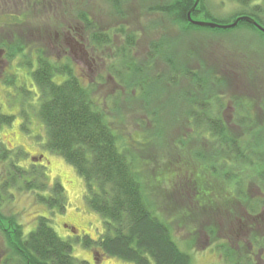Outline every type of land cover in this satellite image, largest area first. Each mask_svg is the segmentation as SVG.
<instances>
[{
	"label": "rangeland",
	"instance_id": "rangeland-1",
	"mask_svg": "<svg viewBox=\"0 0 264 264\" xmlns=\"http://www.w3.org/2000/svg\"><path fill=\"white\" fill-rule=\"evenodd\" d=\"M168 1L171 0H122L115 8L108 0H47L48 7L44 8L43 0H33L36 5L33 3L27 9L26 28L17 27L21 34L16 40L22 45L38 43L41 49V33L35 31L40 28L39 23L45 21L48 42H44V56L53 63H59L57 58L60 56L62 61L59 64H68L80 84L89 88L94 106L104 113L118 132L120 148L131 150L128 156H133L134 169L143 185L146 200L157 214L151 210L166 221L179 249L190 255L193 264H264V250H261L264 212L243 216L244 210L238 209L234 202L242 201L245 208L260 197L256 175L250 168L234 164L233 154H224V178L231 180L233 175L240 174L242 193L234 200L232 184L226 183L230 190L227 193L221 188L218 171L210 173L207 170L210 164L204 166L201 163V168L196 163L207 175L204 176L206 181L209 180L207 191L199 185L198 202L222 211L225 202L231 203L225 207V214L216 212L205 218L202 209L199 208V216L190 203L192 190L186 187V169L192 166L189 161L206 156L203 153L207 147L218 150V140L207 135L205 127L202 128L203 135L207 138L200 137L201 128L187 123L184 118L193 109L185 95H191L197 86L181 75L182 72L209 73L211 79L207 85L219 98L211 110L217 115L220 111L224 114L226 139L240 140L241 137L247 141L248 135L264 124L261 110L264 108V41L243 29L193 31L183 43H173L168 53L170 62H166L154 53L152 47L162 38H179L181 29L150 8ZM258 1L264 0H255V3ZM206 3L218 18L226 17L239 7L232 0H207ZM20 4L17 2V10L24 9ZM79 15L87 17L90 29L78 20ZM194 19L211 22L203 15ZM2 24L0 21V31ZM64 29H69L68 36L79 42L78 45L72 43L71 53H64L70 49L71 43L67 45V40L61 41V36L60 41L54 39L55 32L61 34ZM92 32L108 33L110 43H92L89 39ZM128 37H135L131 49H127ZM80 49L92 62L89 67L82 60ZM22 57L17 61L20 64L16 84L26 85L18 89V86L0 84V114L12 117L10 123L0 124V148L9 150L14 163L28 172L32 168L41 169L49 186L59 182L64 189L66 205L63 211L51 212L32 193L20 190L18 185L21 182L17 184L10 180L0 191L1 212L5 216L14 215L25 235L35 229L38 217L48 218L57 236L71 243V254L78 260L89 264H132L103 255L93 256L79 242L83 235L98 239L104 232V221L88 207L82 178L61 156L46 148V131L38 117L39 92L30 85V79L21 68L23 65L31 68L34 57L32 54ZM176 73H179L177 78ZM61 79L57 77L56 81ZM250 101L257 108L252 119L246 117L249 116L246 113L235 112L239 109L229 107L235 106V102L246 105ZM257 102H260V109ZM243 121L253 124L241 125ZM193 149L196 154L188 158L190 166L186 167L187 151ZM38 155L41 157L34 158ZM10 157L0 158L1 183L10 179ZM216 167L219 169L218 162ZM250 239H255L260 247L251 244ZM2 244L0 237V247ZM260 256L262 260H259Z\"/></svg>",
	"mask_w": 264,
	"mask_h": 264
},
{
	"label": "trees",
	"instance_id": "trees-1",
	"mask_svg": "<svg viewBox=\"0 0 264 264\" xmlns=\"http://www.w3.org/2000/svg\"><path fill=\"white\" fill-rule=\"evenodd\" d=\"M108 1L115 8H118L122 2V0ZM206 1L199 0L191 11L190 17L193 20L203 15L210 18L211 22L225 25L231 24L239 17H250L264 28V1H258L256 4L255 0H232L239 7L224 18L216 17L206 6ZM194 3L195 0H171L150 8L163 15L170 24L179 26L181 29L179 38H162L156 46L152 47L153 51H156L154 53L156 55L158 53L157 56L166 62H170L168 53L173 47V43H183L184 39L189 37V33L203 29L220 30L194 26L187 21V13L192 9ZM78 20L87 29H90V23L85 15H79ZM237 29L256 34L264 41V34L245 21H239L231 29L222 30L237 31ZM118 32L124 34L122 30ZM89 39L97 45L107 44L111 41L106 32H92ZM134 43L135 37H128L126 45L129 48L127 49H131ZM16 45L18 49L20 43L16 41ZM59 63H53L46 58L38 59V68L33 72L32 80L39 90L38 117L46 131V148L61 156L82 178L88 207L104 221V232L98 239L92 240L83 235L79 242L83 247L89 249L93 256L103 255L132 264H193L190 255L179 249L166 221H162L154 215L155 209L146 200L143 185L134 169L133 156H128L131 150L120 148L118 132L112 128L104 113L94 106L89 88L80 84L68 64ZM176 74L177 78L179 73ZM181 75L197 86L195 92L185 95V98L191 103L193 107L191 110L197 114L196 116L200 115L199 117L206 118L204 126L209 136L217 139L226 134L225 127H221L218 123L217 112L211 110L214 102H217L219 98L207 85L211 79L209 73L200 75L195 72H182ZM57 77L62 79L58 82L56 81ZM174 80L176 81V79ZM234 104L235 106L230 107L240 110H235L236 113H246L249 115L246 117L249 118L255 116L257 108L255 109V104L252 101L246 105L237 102ZM258 104L256 105L260 109V104ZM261 110L264 113V108L261 107ZM196 116L192 124L197 126L200 123H196ZM184 118H190L189 112L185 114ZM11 120V116L0 114V124H8ZM240 124L251 125L253 123L243 121ZM256 125H258L257 121ZM247 139V141H242L238 147L232 148L233 153L231 154L241 158L240 164L244 168H250L256 175L260 197H256L245 208L242 206V201L239 202L240 210L244 209L254 216L264 210V124L262 128L258 125L256 131L249 134ZM227 145L230 146L229 143ZM209 149L208 156L198 158L193 156L197 159L189 161L192 166L189 165L188 158L192 154H196L195 149L190 150L191 154L190 151H187L189 156L185 162L186 167L190 166L189 170L186 169L188 174L186 187L187 190H192V194L189 196L190 203L197 213L199 208L202 209L204 218L216 212L225 214L224 212H227L225 207L231 203V201L225 202L224 211H222L215 206L205 207L196 199L199 197V185L206 191L209 189H206L209 180L206 181L204 178L207 175L202 173L198 165L202 168L201 163L204 166L205 163L206 166L210 164L207 169L210 173L214 174L218 171L216 167L217 150L212 146ZM9 153V150L0 148L1 159L9 158ZM39 157L38 155L34 158ZM211 159L213 160L211 161ZM206 160L208 162H205ZM14 162L13 160L9 162L10 179L3 183L0 182V191L8 185L10 180H15L14 183L17 182V184L19 181L21 182L18 185L19 189L32 193L35 199L43 203L49 211L65 209L66 198L64 189L59 182H54L49 186L41 169L32 168L28 172ZM31 166L33 167V165ZM225 186L221 188L229 193V187L224 188ZM221 188L219 189L221 190ZM240 188L241 186L237 191H242ZM44 192H47V195H42ZM197 215L200 216L199 213ZM0 237L3 241L0 247V264H89L87 261L78 260L72 256L71 243L57 236L46 217H38L35 229L25 235L14 215L5 216L1 212V201ZM250 242L254 245L255 243L259 244L255 239H250ZM258 246L260 247V245ZM261 250H264V243ZM262 259L260 256L259 260Z\"/></svg>",
	"mask_w": 264,
	"mask_h": 264
},
{
	"label": "flooded vegetation",
	"instance_id": "flooded-vegetation-1",
	"mask_svg": "<svg viewBox=\"0 0 264 264\" xmlns=\"http://www.w3.org/2000/svg\"><path fill=\"white\" fill-rule=\"evenodd\" d=\"M44 2H42V5L44 6V8L48 7V2L47 0H43ZM17 2L22 3L21 8H24L22 10H17ZM38 2V1H37ZM33 0H0V21H2V28L0 31V84L4 85V87H13L16 88L18 86V89L21 87H24V85H26L25 83L22 84H16V80L18 78V64H20V62H17L18 60L21 59L22 56H27L32 54L34 57V61L32 63V67L29 68L28 66L23 65V67H21L22 69L25 70L26 72V76L30 79L31 83L30 85L33 86L36 90H38V88L36 87L35 83L32 80V74L34 71H36V69L38 68V59H43L46 58L44 56V51H43V47L44 46V42L47 43L48 42V36H47V24L45 23L44 20H42L39 23V27L37 28V30L35 31L36 33H41L40 34V46L41 49L38 48V43L35 42H30L27 44H20L19 45V51L16 48V36L19 35V33L21 34V32L17 31V29L19 28L18 26L22 27V28H26L24 25L26 24V20L28 19V12L30 9L29 7H32L33 5ZM36 5V2L34 3ZM4 25V26H3ZM18 27V28H17ZM37 27V26H35ZM18 33V34H17ZM69 34V29H64L63 32H55V36L54 39L55 41H60V36L62 37V40H67L66 44L69 45L71 43V45L69 46V50L68 51H64V53L70 52L71 53V48H72V43L73 45H78L79 42L77 40H75L72 37L68 36ZM27 36V35H25ZM32 37L31 35H29V38ZM21 38V36H20ZM32 40V38H30ZM36 39V38H35ZM37 40V39H36ZM81 55H82V60H84L85 64L89 67L90 64L92 63L91 61L88 60V55L87 53H85V51H81ZM74 55H76V53H74ZM23 58V57H22ZM58 62H61V58L60 56L57 58ZM7 92V90H5ZM39 92V90H38ZM35 96L38 95L37 91L34 92ZM36 99V98H35ZM230 107V106H229ZM233 109V108H232ZM190 114V118H188L186 121L187 123H194V117L197 114H194L193 111L191 110L189 112ZM200 115L196 116V123L199 122L200 125H197V128H201L200 131V137H204L205 139L207 138V136H204V130L202 128H204V122L206 121L204 116L199 117ZM232 119L234 118V114L231 115ZM229 118V117H228ZM218 123H220L219 125L221 127H225L226 131H227V127L225 124V116L223 113H221V111L219 112L218 116ZM252 119V118H249ZM194 125V124H193ZM235 126H238L236 124H233ZM195 126V125H194ZM190 130L192 131V128H190ZM208 135V133H207ZM223 135V134H222ZM228 133L226 132V134H224L223 136H220L217 138L218 140V150H217V162L219 164V169L217 168L218 172L221 174V184L223 186L227 185L226 181L229 182L230 184L233 185L234 190L232 191L233 195H234V200L236 199V197H240V193H242V191H237L238 187L240 186V181H239V177L240 174H236L233 175L231 180H228L225 177V173L223 172L224 169H222L225 165V161H224V154L227 153H233L232 148L238 147L239 144L242 143V141L244 142V140L241 139H232V138H228L226 139ZM230 144L226 146L227 143ZM214 153V152H211ZM208 156L210 154V149L209 147L206 148V150H204L203 155ZM234 158H233V163L240 165L241 166V158L235 157V155L233 154ZM213 160V159H211ZM222 162V163H221ZM239 175V177H238ZM222 186V187H223ZM228 186V185H227ZM225 188V187H224ZM244 191V190H243ZM235 204L238 205V209H240V205L238 200L234 201ZM236 208V207H235ZM244 210V209H243ZM264 212V210H262L261 214ZM260 214V213H259ZM247 216V217H251L252 215H250L246 210H244L243 212V216ZM255 216V215H254Z\"/></svg>",
	"mask_w": 264,
	"mask_h": 264
},
{
	"label": "water",
	"instance_id": "water-1",
	"mask_svg": "<svg viewBox=\"0 0 264 264\" xmlns=\"http://www.w3.org/2000/svg\"><path fill=\"white\" fill-rule=\"evenodd\" d=\"M198 1L199 0H195V3L193 5L192 9L187 13V21L194 26L217 28V29H231V28L235 27L239 21H245V22L250 23L251 25L255 26L259 31L264 33V28L261 27L256 21H254L250 17H239L234 22H232L231 24H225V25L214 23V22H200V21L192 20L190 17V14H191V11L194 9V7L197 5Z\"/></svg>",
	"mask_w": 264,
	"mask_h": 264
}]
</instances>
